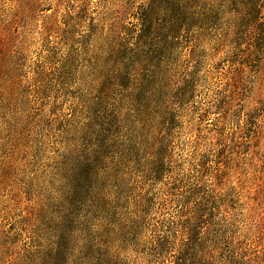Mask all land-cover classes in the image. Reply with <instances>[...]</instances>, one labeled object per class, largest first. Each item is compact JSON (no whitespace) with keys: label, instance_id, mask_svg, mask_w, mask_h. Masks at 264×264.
Masks as SVG:
<instances>
[{"label":"rangeland","instance_id":"1","mask_svg":"<svg viewBox=\"0 0 264 264\" xmlns=\"http://www.w3.org/2000/svg\"><path fill=\"white\" fill-rule=\"evenodd\" d=\"M146 1L0 0V264H168L193 182L183 261L264 264V0H157L139 38Z\"/></svg>","mask_w":264,"mask_h":264},{"label":"trees","instance_id":"2","mask_svg":"<svg viewBox=\"0 0 264 264\" xmlns=\"http://www.w3.org/2000/svg\"><path fill=\"white\" fill-rule=\"evenodd\" d=\"M156 3L157 0H147L144 4L140 5L136 11V33L139 35V38H142L151 30L150 22L156 13L155 10H159V6L156 5ZM259 3L260 2L253 1L237 2L236 4H238L240 8L233 9V11H235L234 15L236 16L235 22H240L244 17L248 18L249 16L256 14L260 10L261 4ZM181 191L183 192L180 193L178 199L181 202L180 212L182 213L180 215L183 216V213L185 212V215H188V222H191L187 225H183L184 227L182 230L180 229V233H177V231L173 229H168V231H162V233L155 235L151 241V250L156 257L166 258V256L170 254L168 264H187V261L184 262L181 255L182 252L189 249L193 233L196 230L195 228L193 229V222L196 219V214L199 211V205L203 198L202 193L200 192L199 182H193L190 186Z\"/></svg>","mask_w":264,"mask_h":264}]
</instances>
